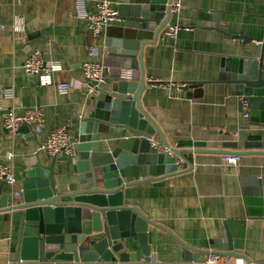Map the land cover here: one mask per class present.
<instances>
[{"label":"crops","instance_id":"0c3cea01","mask_svg":"<svg viewBox=\"0 0 264 264\" xmlns=\"http://www.w3.org/2000/svg\"><path fill=\"white\" fill-rule=\"evenodd\" d=\"M110 1L117 6V0ZM96 2L87 0L89 10H95ZM74 9V0H0L3 108L22 112L28 107L42 106L46 112V129L42 134L32 130L24 132L25 129L13 134L3 127L0 111V161L7 162V154L13 153L8 162L17 180L15 187L31 168L36 154L49 164L53 156L40 150L48 131L68 124L78 136L80 119L88 115L96 98L85 88L83 62L107 63L111 67L109 79H115L119 70L132 69L122 68L106 57V29L101 37L93 38L86 23L75 17ZM202 10L219 13L220 25L229 34L214 26L197 25ZM17 15L25 23L20 32L13 29ZM168 24L181 27L178 35L163 40L164 28L158 41L143 50L142 64L148 84L141 97L142 105L171 144L197 140L206 142L207 149H223V143L235 140L238 130L249 127L250 122L239 110V97L219 82L221 63L224 57L241 56L245 51H250V56L260 55L262 44L255 40H264V0H182L181 10L172 13ZM35 48L42 51L43 57L61 60L64 64V70L54 75L52 85H41L37 76L27 75L22 68ZM151 79L158 83L152 85ZM61 81L71 85L66 94L58 91L57 83ZM197 82L203 88L198 96H189L179 87ZM10 86H14V97L3 98L2 90ZM224 155L195 153L192 169L181 162V172L124 190L126 204L139 207L174 235L168 241L164 229H155L151 264H196L206 253H198L196 260H188L185 248L178 251V239L200 250H218L215 241L226 238L227 227L236 252L253 262L264 261V218L248 214L243 192L244 179L264 176V157L243 156L237 164H230ZM62 158L57 163L58 170L73 172L75 157ZM2 185L3 191L12 187L0 182V188ZM19 226V213L0 212V264H16ZM224 245L228 251L227 243ZM136 249L141 254L138 244ZM237 258L225 256L223 261L236 264Z\"/></svg>","mask_w":264,"mask_h":264},{"label":"water","instance_id":"95a60500","mask_svg":"<svg viewBox=\"0 0 264 264\" xmlns=\"http://www.w3.org/2000/svg\"><path fill=\"white\" fill-rule=\"evenodd\" d=\"M172 2L117 0L120 21L106 28L104 51L122 68L130 66L133 75L124 79L119 70L95 98L88 115L80 119L73 172L58 170L62 157L53 156L47 164V159L36 154L19 186L8 191L1 186L0 212L20 214L16 264L74 260L83 264H151L155 229H164L168 241L174 235L139 207L126 204V188L181 172L180 161L192 169L195 153L264 157V40L259 56L245 51L244 55L222 60L219 82L239 97L241 112L244 101H248L250 110V126L238 130L235 140L224 142L223 149H207L206 142L197 140L171 144L143 107L141 97L148 84L143 50L158 41L169 23ZM196 24L226 32L220 25L219 13L202 10ZM179 87L189 96L203 91L198 82ZM20 129L31 132L27 125ZM153 140L162 149L153 147ZM243 192L248 214L264 218V176L244 179ZM178 241V251L185 248L188 260H196L198 253L207 252ZM224 243L228 251L224 250ZM215 246L224 257H242L246 264H264L235 251L228 227L226 238L216 240Z\"/></svg>","mask_w":264,"mask_h":264},{"label":"built area","instance_id":"2783aa9c","mask_svg":"<svg viewBox=\"0 0 264 264\" xmlns=\"http://www.w3.org/2000/svg\"><path fill=\"white\" fill-rule=\"evenodd\" d=\"M75 17L86 23L88 30L93 38L101 37L105 29L120 21L117 6L110 0H97L95 10H89L87 0H74ZM182 8V0H173L171 4L172 12H179ZM24 18L20 15L15 17L13 29L17 32L24 30ZM4 27V26H3ZM181 27L178 24H167L163 31V40L175 38ZM256 43H262L261 40H255ZM95 48H91L94 54ZM22 68L27 75L37 76L40 84L48 86L54 84V75L64 70V64L61 60L48 59L43 57V53L39 48L31 50L22 64ZM83 82L87 93L97 97L105 88L109 80L111 67L103 61H85L82 64ZM133 69H126L122 72L121 77L131 79ZM152 85L158 83L156 80H150ZM71 85L67 81L57 83L60 94H66ZM3 98L11 99L14 97V86L4 88L2 90ZM243 115L250 117L249 103L243 102ZM0 111H2V125L9 132L16 134L22 125H27L35 134H42L46 129V112L42 106L28 107L22 112L15 109H4L2 99H0ZM78 136L75 135L73 129L68 124L57 126L48 131L47 136L40 143V150L46 152L50 156L73 157L76 155V145ZM152 146L161 148L158 141H152ZM13 153L7 154L8 161L12 160ZM225 161L230 164H237L241 157L239 155L226 154ZM0 161V182L14 187L17 180L14 176L13 167L10 162ZM182 162V161H180ZM224 256L217 250H209L206 252L204 259L196 264H225ZM236 264H246L245 259L238 257ZM66 264H79L74 260Z\"/></svg>","mask_w":264,"mask_h":264}]
</instances>
